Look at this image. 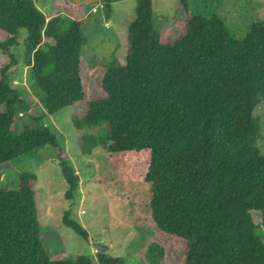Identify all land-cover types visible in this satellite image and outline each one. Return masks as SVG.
<instances>
[{
    "label": "trees",
    "instance_id": "obj_1",
    "mask_svg": "<svg viewBox=\"0 0 264 264\" xmlns=\"http://www.w3.org/2000/svg\"><path fill=\"white\" fill-rule=\"evenodd\" d=\"M135 3L124 63L106 64L99 81L104 96L87 99L96 78L92 71L84 83L81 17L47 18L33 0H0V52L8 58L0 69V167L54 147L72 198L79 177L62 157L60 135L43 120L85 103L73 127H107V174L118 184L149 186L150 219L158 232L184 241V264H264V156L254 115L264 103V22L237 40L218 16L190 15L182 0L181 31L163 39L153 27L151 0ZM19 30L27 32L24 64L43 115H29L24 91L9 80ZM23 114L27 122L16 132ZM98 149L83 135L85 155ZM18 180L15 189H0V264H123L103 252L51 259L39 233L37 176L21 173ZM62 224L88 239L69 213ZM164 252L150 243L149 264H159Z\"/></svg>",
    "mask_w": 264,
    "mask_h": 264
},
{
    "label": "rangeland",
    "instance_id": "obj_2",
    "mask_svg": "<svg viewBox=\"0 0 264 264\" xmlns=\"http://www.w3.org/2000/svg\"><path fill=\"white\" fill-rule=\"evenodd\" d=\"M33 1L47 18L57 14L75 19L81 17L84 83L88 84L93 72L96 78L87 99L104 96L99 86L103 67L114 64V60L124 63L127 27L135 18V0H106L85 6H78L72 0ZM181 1L151 0L153 27L163 39L173 38L175 33L171 34V31L177 30V34L181 31L179 25L186 17ZM183 3L190 15L218 16L237 40L245 36L252 23L264 22V0H183ZM66 7L78 10L72 12L65 10ZM26 37L27 32L19 30L18 45L11 48L17 65L8 71V76L14 88L24 91V99L31 107L29 115L39 116L44 112L30 92L28 69L24 64L23 41ZM7 59L0 52V69ZM85 112V103H80L43 120L51 131L60 135L62 157L69 160L79 177V186L72 198L66 197L68 186L62 177L59 153L50 146L41 147L11 165L1 166L0 189H15L21 173L32 172L37 176L34 189L39 233L53 260L78 255L94 259L103 252L120 258L123 264H149L147 246L158 242L165 250L159 264H184V241L158 232L150 219L149 186L137 182L118 184L107 174V151L102 143L107 127L103 124L82 131L73 127L72 118ZM254 115L262 136L257 147L264 156V103L255 109ZM26 122L24 114L19 116L14 125L16 132L21 131ZM83 135L91 136L99 144L97 152L92 155L82 152ZM66 212L85 229L87 240L63 226L62 218ZM252 217L256 224L261 222L259 213L253 212ZM259 231L264 243V228L260 227Z\"/></svg>",
    "mask_w": 264,
    "mask_h": 264
},
{
    "label": "water",
    "instance_id": "obj_3",
    "mask_svg": "<svg viewBox=\"0 0 264 264\" xmlns=\"http://www.w3.org/2000/svg\"><path fill=\"white\" fill-rule=\"evenodd\" d=\"M103 0H72V2L78 6H85V5H91L95 3H99Z\"/></svg>",
    "mask_w": 264,
    "mask_h": 264
}]
</instances>
